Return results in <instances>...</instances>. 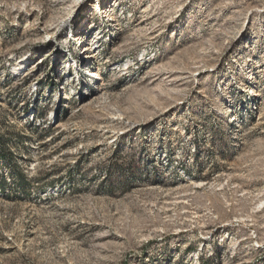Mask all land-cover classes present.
Returning <instances> with one entry per match:
<instances>
[{
	"label": "rangeland",
	"instance_id": "1",
	"mask_svg": "<svg viewBox=\"0 0 264 264\" xmlns=\"http://www.w3.org/2000/svg\"><path fill=\"white\" fill-rule=\"evenodd\" d=\"M0 264H264V0H0Z\"/></svg>",
	"mask_w": 264,
	"mask_h": 264
},
{
	"label": "bare ground",
	"instance_id": "2",
	"mask_svg": "<svg viewBox=\"0 0 264 264\" xmlns=\"http://www.w3.org/2000/svg\"><path fill=\"white\" fill-rule=\"evenodd\" d=\"M16 13V12H15ZM20 15L18 17V15H15L17 17L14 18L13 20V25L14 26H20V23L25 22L27 23H31L34 22L38 16H36L35 10L33 9V7H29V8H24L23 10H20L18 12ZM16 13V14H18ZM106 17L105 19H107L108 23L110 24V26L113 25H118L117 23V17L116 15L111 12L108 13V15L104 16ZM40 19V18H39ZM116 21V22H115ZM37 22V21H36ZM35 22V23H36ZM115 22V23H114ZM64 23V20H60L57 24V26L55 28H50V29H45L44 26L45 23L39 22L38 27L36 28V31L39 33V39H44L45 37H50L54 31V29H58L60 28V26ZM36 27V26H35ZM38 41V40H37ZM97 44H90L89 47H86L82 50V52L85 54V58L87 60V64L91 65L93 63V61L99 56L98 52V48L96 46ZM40 47V46H39ZM90 53V54H89ZM25 60V59H24ZM27 61V60H26ZM24 62V61H23ZM22 62V63H23ZM43 61L40 59L38 61H36V70H40L41 66H42ZM24 64V63H23ZM128 65V63H126V66ZM20 66V65H19ZM21 68V66H20ZM23 68V67H22ZM129 67L127 66L124 70H127ZM88 69V68H87ZM122 70H119V72ZM88 76L91 78V80L94 81V83L96 84L95 86V93H97V95L103 91V83H98L97 84V80L99 81L100 79V74L99 71H94V70H90V73L88 74ZM99 100V99H98Z\"/></svg>",
	"mask_w": 264,
	"mask_h": 264
}]
</instances>
